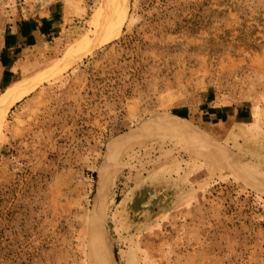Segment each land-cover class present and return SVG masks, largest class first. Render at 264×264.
I'll return each instance as SVG.
<instances>
[{"label":"rangeland","instance_id":"1","mask_svg":"<svg viewBox=\"0 0 264 264\" xmlns=\"http://www.w3.org/2000/svg\"><path fill=\"white\" fill-rule=\"evenodd\" d=\"M77 2L80 38L101 0ZM204 55L222 106L208 112L188 108L204 87L189 67ZM50 84L32 92L30 121L10 111L0 135V264H95L97 199L122 264H264V192L223 154L264 166V0H129L120 34L56 80L57 91ZM165 120L204 144L172 137ZM203 172L227 181L211 189L220 202L208 212L212 233L227 231V252L194 248L178 219L188 177Z\"/></svg>","mask_w":264,"mask_h":264},{"label":"crops","instance_id":"2","mask_svg":"<svg viewBox=\"0 0 264 264\" xmlns=\"http://www.w3.org/2000/svg\"><path fill=\"white\" fill-rule=\"evenodd\" d=\"M0 7L3 8L2 16H0V24L2 23L3 26V33L0 34V84L3 83L2 94L17 79L40 69L48 68L63 58L69 46L79 39L73 36L78 29L77 21L83 9L77 0H0ZM196 61L199 64L193 68L189 67V70L197 75L199 83L204 79V87L199 89L202 92L196 91L197 89L193 90L192 94H196L195 99L190 100L188 108L192 109L197 104H203L205 111L208 112L207 109L222 107L212 101L210 86L207 85V77L209 76L207 74L210 67L207 57L205 55L199 56ZM66 73L43 83L44 85L51 83L50 86H45V89L50 88L52 92L57 91L59 88L55 87L56 80ZM79 89L78 87H60L61 91L76 90L82 93ZM240 95L241 106H243L242 91ZM34 102L32 93L19 100L10 110L13 112V121H30ZM200 107L197 108L196 106L195 109ZM235 119V121H243L241 116L238 120L236 115ZM81 121L90 120L83 119ZM91 121L94 120L91 119ZM121 121L130 120L124 118ZM14 130L16 131L15 128ZM14 136V134L8 135L7 140H15ZM188 179L189 184H194L191 185L192 197L187 202L189 207L186 210H179L178 219L186 216L189 222L187 232L191 233L189 239L194 248H197L200 252H227V231L221 229L212 233V229H209L210 225L208 224L211 220L210 215L213 216L208 213L211 210L209 206L211 203L217 204V202H220L216 200V197L211 201V197H209L211 189H213V186L225 184L227 181L216 179L211 181L214 179L213 174L209 175L205 172L200 173L198 176L192 173ZM197 186L199 187L198 190ZM214 190L216 189L214 188ZM223 242L224 244H222Z\"/></svg>","mask_w":264,"mask_h":264},{"label":"bare ground","instance_id":"3","mask_svg":"<svg viewBox=\"0 0 264 264\" xmlns=\"http://www.w3.org/2000/svg\"><path fill=\"white\" fill-rule=\"evenodd\" d=\"M129 8V0H101L92 19V29L89 34L81 36L72 43L67 49L62 59H59L52 66L40 69L23 78L12 82L6 90L0 95V135L2 133L4 123L8 117L11 108L22 98L31 94L38 89L43 83L52 80L56 76L62 75L69 71L72 67L88 57L96 48L114 40L122 31L127 19ZM39 68V67H38ZM160 122V121H159ZM171 136L180 140H188L192 143H202V135H195L194 131L185 128L184 125L177 121L165 120L161 121ZM148 121L143 123L137 132V139L145 138L148 135ZM186 140V141H187ZM117 140H111L108 146V152L113 151ZM203 147H201L202 150ZM223 154L230 159L235 165L241 169L242 174L247 178L248 182L259 191L264 192V166L255 162H244L242 158H235L224 149ZM105 171H101V179ZM101 197V196H100ZM99 197V198H100ZM100 200H96V212L92 216L90 225L91 233V252L94 256L95 264H122L119 259L117 246L114 243L113 236L104 223L103 217L98 211ZM148 255L152 256L157 253L155 245L147 246Z\"/></svg>","mask_w":264,"mask_h":264}]
</instances>
